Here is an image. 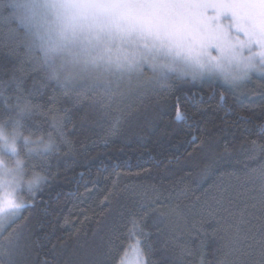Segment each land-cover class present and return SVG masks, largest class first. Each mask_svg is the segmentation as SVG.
Segmentation results:
<instances>
[{
    "label": "trees",
    "instance_id": "trees-1",
    "mask_svg": "<svg viewBox=\"0 0 264 264\" xmlns=\"http://www.w3.org/2000/svg\"><path fill=\"white\" fill-rule=\"evenodd\" d=\"M150 77L133 75L131 89L125 79L111 98L97 89L78 99L47 80L23 47L0 41V109L19 89L33 105L24 135L53 141L47 153L21 156L26 179H45L34 196L22 192L29 207L17 221L25 241L16 264H120L138 241L147 264L260 259L258 245L245 254L251 241L229 249L225 229L245 208L264 215V76L234 87L171 73L163 86L137 87ZM211 159L215 169L202 180Z\"/></svg>",
    "mask_w": 264,
    "mask_h": 264
},
{
    "label": "snow or ice",
    "instance_id": "snow-or-ice-1",
    "mask_svg": "<svg viewBox=\"0 0 264 264\" xmlns=\"http://www.w3.org/2000/svg\"><path fill=\"white\" fill-rule=\"evenodd\" d=\"M0 25L6 26L0 27V41L23 47L47 80L66 93L75 91L78 99L97 89L114 97L125 79L131 89L133 74L139 78L145 71L153 75L138 81L139 88L163 86L171 73L180 78L191 74L193 79L207 73L234 87L253 73L264 75V0H0ZM213 49L218 56L212 55ZM10 99L5 98L0 109V256L16 264L15 254L25 241V226L17 221L29 207L15 198L24 190L29 167L21 156L47 153L53 141L49 137L37 142L24 135L33 105L19 89L16 102ZM94 102L103 104L104 99ZM177 118H183L179 109ZM215 164L211 159L201 169L202 180L213 173ZM260 177L264 211V167ZM44 179L33 173L27 191L34 196ZM157 202L159 197L153 201ZM253 218L261 221L258 227ZM225 231L229 249L251 241L245 254L258 245L260 259L253 264H264V215L254 217L245 208Z\"/></svg>",
    "mask_w": 264,
    "mask_h": 264
},
{
    "label": "rangeland",
    "instance_id": "rangeland-1",
    "mask_svg": "<svg viewBox=\"0 0 264 264\" xmlns=\"http://www.w3.org/2000/svg\"><path fill=\"white\" fill-rule=\"evenodd\" d=\"M211 52H212L213 56L219 55L214 49L211 50ZM133 75H135V74H133ZM144 75H153V74L149 71H145ZM188 75H191V74H188ZM204 75L218 78L220 81L224 82L219 76H213V75H209L207 73H205ZM252 76H264V75H262L260 73H253ZM31 178H32V176H27V179L24 177V181H25L24 190L25 191H27V181ZM23 191L15 193V198L17 199V201H19L21 199V195H22ZM122 261H123V264H143V257H142V254H141V251L138 247L137 242H135V244L133 246H131V248L128 250L127 254L123 257Z\"/></svg>",
    "mask_w": 264,
    "mask_h": 264
}]
</instances>
